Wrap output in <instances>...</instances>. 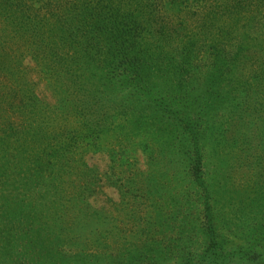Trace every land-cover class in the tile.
<instances>
[{"label":"rangeland","instance_id":"obj_1","mask_svg":"<svg viewBox=\"0 0 264 264\" xmlns=\"http://www.w3.org/2000/svg\"><path fill=\"white\" fill-rule=\"evenodd\" d=\"M0 264H264V0H0Z\"/></svg>","mask_w":264,"mask_h":264},{"label":"trees","instance_id":"obj_2","mask_svg":"<svg viewBox=\"0 0 264 264\" xmlns=\"http://www.w3.org/2000/svg\"><path fill=\"white\" fill-rule=\"evenodd\" d=\"M224 131H226V130H224ZM224 131H223V133H224ZM221 133H222V131H221Z\"/></svg>","mask_w":264,"mask_h":264}]
</instances>
